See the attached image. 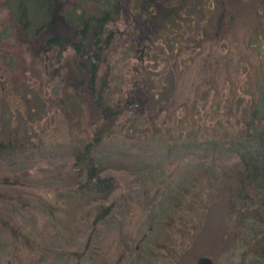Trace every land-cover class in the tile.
Instances as JSON below:
<instances>
[{
    "label": "rangeland",
    "instance_id": "1",
    "mask_svg": "<svg viewBox=\"0 0 264 264\" xmlns=\"http://www.w3.org/2000/svg\"><path fill=\"white\" fill-rule=\"evenodd\" d=\"M6 1L0 143L10 150L0 156V264H196L202 256L239 264L222 192L237 161L212 160L199 144L220 133L226 100L243 104L257 78L264 85V0H46L59 8L56 30L59 18L81 24L116 2L101 25L95 86L77 70L72 47L36 51L25 41ZM135 86L151 100L128 123L120 101ZM98 95L111 104V120L92 110ZM101 130L111 136L92 156L108 189L92 191L75 155Z\"/></svg>",
    "mask_w": 264,
    "mask_h": 264
},
{
    "label": "trees",
    "instance_id": "2",
    "mask_svg": "<svg viewBox=\"0 0 264 264\" xmlns=\"http://www.w3.org/2000/svg\"><path fill=\"white\" fill-rule=\"evenodd\" d=\"M23 1L7 0L6 7L11 14H14L12 18L17 28L21 30L20 33L25 38V41L31 39L36 51H40L39 48L43 47V45L50 47L57 46L59 43L63 44V38H60L61 35H57L55 33L56 29H52L50 26L54 25V20L44 13L46 8V13L49 12L48 10L54 6V2L38 0L33 1L34 3L27 7V2L24 3ZM117 9L116 2H112L108 7H102L99 12L94 14L93 18L81 20V24H78V21L71 23L69 20H61L62 23H65V28L76 26L79 30L71 44L79 59L77 60L79 62L77 70L79 73L84 72L82 74L87 77L86 80L88 79L87 82L91 86H93L92 78L94 86L96 84L94 78L97 75L98 62L101 55L100 50L102 49V43L99 41L101 25L107 19H110L111 16H114L113 13ZM48 26L50 29H47ZM71 69L69 68V71ZM69 71H67L66 75H69ZM75 73L76 70L74 72L72 69V74L68 76L69 80ZM135 87L134 89L136 90L133 93L132 91L128 94L126 93L127 95L120 101L123 104V108H120V111L125 114L126 118L128 117V123L142 115L151 100H149L145 88L141 86ZM95 90V87H92V91L95 92ZM98 97L93 96V99H91L94 102L93 106H95L92 110L95 109L97 111L96 114L99 113V119L103 121L111 120L113 114L111 104L108 103L107 105L105 102H101L100 99L104 98L103 96L98 95ZM65 102L69 103L68 101ZM226 103L227 105L224 106V115L227 116L226 121L218 122L219 128H221L220 133L205 138L199 144V150L204 156L210 157L212 160L217 158L222 161L226 158H236L237 168L229 179L228 184L222 188V192L226 197L225 222L229 225L232 223V227L225 226V230L229 231L227 243L228 245L234 243L239 247V264H264L263 78L256 79L253 93H251L250 99L245 103L235 106L230 105L228 100H226ZM152 116L155 117V114L152 113ZM148 119L150 122L153 121L152 118ZM217 128L213 129L219 131ZM110 136L111 133L107 131H94L75 155V164L82 169L79 173L81 176L85 173V179L88 180L84 186L88 190L101 191L108 189L107 180L97 178L98 170L95 168L92 152L102 139ZM181 147L184 154L193 153L190 143H181ZM9 150V144L3 145L0 143V156L8 154ZM229 221L232 222L229 223ZM226 247L228 246L226 245Z\"/></svg>",
    "mask_w": 264,
    "mask_h": 264
},
{
    "label": "flooded vegetation",
    "instance_id": "3",
    "mask_svg": "<svg viewBox=\"0 0 264 264\" xmlns=\"http://www.w3.org/2000/svg\"><path fill=\"white\" fill-rule=\"evenodd\" d=\"M55 1H62V0H55ZM173 4V3H172ZM182 5L183 4H180L179 5V9L181 10L183 7H182ZM156 6H157V4H156ZM174 5H171V7H170V13H172L173 15H172V17L175 15V12L178 10L177 8H175V7H173ZM47 9V8H46ZM46 9L44 10V13L47 15V13H46ZM57 10H59V8H55V10H52V9H50L49 8V12H48V14L51 16V17H55L54 16V14H55V12L57 11ZM93 18V17H92ZM80 28H81V26H80ZM79 30H78V28H76V27H73L71 30H70V33L69 32H66V30H64L62 33H64L66 36H69L70 34H77V33H79L78 32ZM51 48V47H50Z\"/></svg>",
    "mask_w": 264,
    "mask_h": 264
},
{
    "label": "water",
    "instance_id": "4",
    "mask_svg": "<svg viewBox=\"0 0 264 264\" xmlns=\"http://www.w3.org/2000/svg\"><path fill=\"white\" fill-rule=\"evenodd\" d=\"M196 264H212V261L207 257H201L197 260Z\"/></svg>",
    "mask_w": 264,
    "mask_h": 264
}]
</instances>
